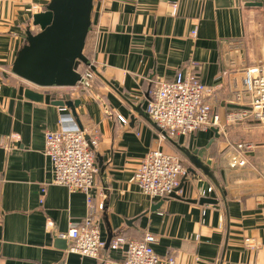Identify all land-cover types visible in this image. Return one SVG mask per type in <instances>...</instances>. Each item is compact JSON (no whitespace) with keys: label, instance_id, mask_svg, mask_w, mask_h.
Instances as JSON below:
<instances>
[{"label":"crops","instance_id":"obj_1","mask_svg":"<svg viewBox=\"0 0 264 264\" xmlns=\"http://www.w3.org/2000/svg\"><path fill=\"white\" fill-rule=\"evenodd\" d=\"M50 2L0 0V264H124L125 251L110 246L98 259L68 252L67 236L86 218L87 201L61 186L45 188L53 174L44 152L47 132L60 129L66 112L21 96L31 86L12 72L27 33L39 32L35 14ZM85 51L98 72L91 89L43 92L81 100L77 118L67 113L88 138L99 134L93 197L105 206L97 216L103 240L110 232L126 240L151 234L159 264H264V128L224 119L238 93L249 102L244 70L264 61V0H95ZM195 68L203 84L218 89L219 137L209 129L165 139L147 114L150 93ZM241 143L256 148L246 166L233 168ZM157 149L187 169L194 166L182 150L205 149L219 186L197 171L177 198L151 200L136 175ZM209 188L202 197L199 190Z\"/></svg>","mask_w":264,"mask_h":264},{"label":"built area","instance_id":"obj_2","mask_svg":"<svg viewBox=\"0 0 264 264\" xmlns=\"http://www.w3.org/2000/svg\"><path fill=\"white\" fill-rule=\"evenodd\" d=\"M195 34V33H194ZM81 81L74 89L92 88L96 74L90 67L81 65L78 69ZM244 94L249 102L243 101L244 95L235 96L239 109H231L224 119L228 125L243 124L249 120L264 128V61L244 70ZM218 89L203 84L198 70L179 71L174 80L162 81L150 93L147 114L160 130L171 140L189 136L211 128H222L223 117L218 111L220 99ZM60 129L47 132L45 155L51 162L52 181L45 184L66 188L70 194L81 193L86 197L88 214L70 228L69 253L98 259L106 247L102 238L98 215L104 211V204L97 206L93 197L99 168L96 164V150L99 134L95 131L92 138L80 128L67 107H62ZM118 120L127 124V120L118 116ZM165 139H167L164 136ZM251 143L236 146L238 154L233 157L232 167H244L248 164L247 155L255 150ZM188 175L185 162L178 156L157 149L150 151L143 159L136 180L145 196L151 200H167L178 194L182 180ZM213 188L200 189L202 197L212 193ZM155 238L147 234L141 240H126L123 236L112 239L110 247L125 251L124 264H159L160 257L154 250ZM173 262L172 259L169 260ZM259 264V263H257Z\"/></svg>","mask_w":264,"mask_h":264},{"label":"water","instance_id":"obj_3","mask_svg":"<svg viewBox=\"0 0 264 264\" xmlns=\"http://www.w3.org/2000/svg\"><path fill=\"white\" fill-rule=\"evenodd\" d=\"M94 2L95 0H51L46 11L35 14L33 25L39 28V32L27 33L26 44L19 52L12 69L16 77L33 87L22 86L19 90L21 96L36 103L67 107L77 118V109L81 106V100H72L69 95L58 98L50 93L45 94L43 90L76 88L81 81L78 69L82 64L90 67L98 75L95 66L85 55L87 39L92 27ZM231 108L240 107L234 105ZM80 128L83 129L81 126ZM211 129L215 132V138H218L219 129L214 127ZM164 136L171 140L165 134ZM205 151L204 149L190 154L182 150L194 166L188 169V174L196 177L197 171H200L219 186L214 173L209 168L212 162L204 160ZM98 166L102 169L101 163ZM184 182L185 179L182 180L178 190L182 189ZM171 198H177V195L173 194ZM201 203L216 202L202 199ZM112 238L113 234L110 232L106 247L110 246Z\"/></svg>","mask_w":264,"mask_h":264},{"label":"rangeland","instance_id":"obj_4","mask_svg":"<svg viewBox=\"0 0 264 264\" xmlns=\"http://www.w3.org/2000/svg\"><path fill=\"white\" fill-rule=\"evenodd\" d=\"M221 116L223 117V113H221Z\"/></svg>","mask_w":264,"mask_h":264},{"label":"trees","instance_id":"obj_5","mask_svg":"<svg viewBox=\"0 0 264 264\" xmlns=\"http://www.w3.org/2000/svg\"><path fill=\"white\" fill-rule=\"evenodd\" d=\"M85 55H86V51H85Z\"/></svg>","mask_w":264,"mask_h":264}]
</instances>
